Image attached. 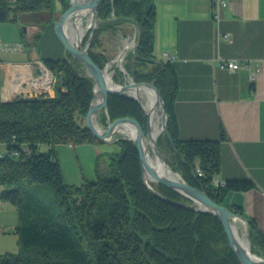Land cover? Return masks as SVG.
Masks as SVG:
<instances>
[{"label":"trees","instance_id":"1","mask_svg":"<svg viewBox=\"0 0 264 264\" xmlns=\"http://www.w3.org/2000/svg\"><path fill=\"white\" fill-rule=\"evenodd\" d=\"M57 2L63 12L69 8L68 0H0V22L36 13L51 15L46 19L53 24ZM98 16L103 21L132 19L141 28L140 43L128 54L125 69L136 83L153 84L165 102L173 142L162 134L158 145L161 152L171 153L172 169L245 219L243 207L227 205V198L254 189L255 183H214L222 170L224 130L218 141L180 139L175 113L180 81L174 64L155 56L153 0H102ZM124 24L105 23L95 30L89 54L101 69L110 62L101 50V35ZM71 58L42 62L57 78L54 97L45 93L3 102L0 68V186L5 188L0 198L18 209L15 232L20 245V253L0 255V264H241L218 216L169 203L145 185L140 154L131 140L112 143L120 151L110 159L109 176L97 175L96 181L82 185L67 183L56 146L103 143L85 123L95 96L94 80ZM125 77L117 68L114 81L121 83ZM107 109L105 121L133 118L147 133L148 117L140 102L111 95ZM41 146L48 150L39 151ZM152 187L164 198L193 205L163 185ZM248 231L252 252L264 257V235L250 220Z\"/></svg>","mask_w":264,"mask_h":264},{"label":"crops","instance_id":"2","mask_svg":"<svg viewBox=\"0 0 264 264\" xmlns=\"http://www.w3.org/2000/svg\"><path fill=\"white\" fill-rule=\"evenodd\" d=\"M228 1L217 18L214 0H153L157 8L155 51L160 54L156 58L164 59L165 52L175 56L172 63L180 81L175 104L180 139L218 141L224 130L222 170L216 180L255 183L254 189L232 193L227 201L243 207L247 229L250 220L264 235V0ZM57 4L60 13L61 3ZM40 17L47 28L28 27L26 33L45 30L44 56L52 59L56 49L63 50L55 33L57 20L52 18L50 24L45 14ZM12 40L2 42H19ZM34 56L31 59L27 49L0 53L3 102L19 99L26 76L41 72L42 61ZM225 61H236L241 69H223ZM257 62L262 73L252 83L247 65L253 69ZM52 88L55 95V85ZM114 149L112 143L55 148L70 185L96 181L98 160Z\"/></svg>","mask_w":264,"mask_h":264},{"label":"water","instance_id":"3","mask_svg":"<svg viewBox=\"0 0 264 264\" xmlns=\"http://www.w3.org/2000/svg\"><path fill=\"white\" fill-rule=\"evenodd\" d=\"M101 2L102 0H70L69 8L61 15V17L55 24V33L65 47L66 58L69 59V55H70L74 60L79 62L83 66V68L86 70L87 74L94 80L95 96L91 104L90 110L86 116L87 128L97 139H99L103 143H116L120 140H126V139L132 140L137 146V149L140 154L144 183L154 194H156L157 196L161 197L162 199H164L165 201L169 203H172L178 206H183L193 211L211 213V214L218 216L228 236L230 247L232 251L234 252V254L240 260L241 264H264V258L251 253L250 234L247 233V236H246L248 240L249 251H247L238 242L236 238L234 228L232 225V221L233 220H239L241 222L246 221L242 216L234 214L233 212L229 210L228 207L221 206L217 204L216 202H214L203 190H200L188 184L184 180L182 175H180L179 173L174 172L180 178L168 179L148 164L146 160V156H145L144 145H143L144 140L146 138V134L142 126L137 120L133 118H119L115 120L114 122H112L106 129H98V127L96 126L94 118L100 115L103 111H105L108 114L107 107L109 103V97L111 95L129 97L141 103L140 99L129 96L128 94H126V92L132 87L144 86L156 92L157 97H158V102L162 110V133L165 132V134L169 137L170 141L173 142L170 136L168 127H167L168 115L166 112L165 102L160 92L158 91V89L153 84H148V83L138 84L134 82L133 78H130L133 81L132 83L126 84V85H120L121 90H115L109 86L108 81H107L108 67H106L105 69H101L91 58L89 54V47L91 45V41H92L95 30L101 24L126 22V23L135 25L138 30V42L136 43V47L139 45L140 40H141V35H142L140 26L138 25L136 21L132 19L111 18L106 21L101 20L98 16V9H99ZM84 10H89V13L94 17V20H95L94 24L89 29L91 30V37L86 42L85 45H83V40H80L78 42L72 41L71 36L69 34L70 21L72 20L71 24L74 25L77 16L80 14L81 11H84ZM123 71H125V69ZM98 93H99V96H98ZM97 99H99L98 102H97ZM143 110L146 112L144 107H143ZM146 114L148 116L147 135L148 137H150L151 131H152L151 118L147 112ZM124 123L131 124L136 128L137 133H136L135 138L134 139L122 138V139L113 140L112 137L115 135V133H117L118 126ZM151 147L154 151V154L166 162L159 148L158 141H154ZM146 174H148L152 178V182H151L152 184L163 185L167 187L171 191L193 202V205L190 206V205H187L181 202H175L170 199L162 197L146 181V178H145Z\"/></svg>","mask_w":264,"mask_h":264},{"label":"rangeland","instance_id":"4","mask_svg":"<svg viewBox=\"0 0 264 264\" xmlns=\"http://www.w3.org/2000/svg\"><path fill=\"white\" fill-rule=\"evenodd\" d=\"M68 1H69V6H70V0H68ZM58 9H59L58 4H56L55 9L53 11V15H52V18L55 17V19L57 21L59 20L61 15L64 13L62 11V5L60 8V13H59ZM45 15H46V17L51 16L49 14H45ZM40 16H42V15H39L36 13L22 14L20 16V18L16 21L8 20L6 22H0V41L1 42L3 40L4 41H10V40H12V39L14 40V38H16V39H18L19 42H17V43L10 42L9 44L10 45H18L21 43L23 45L24 49L28 50V54L30 55L31 59H33L35 57L34 55H38L39 59L42 62L45 60L57 61L60 59H67L66 55H65V47L61 41L60 42L63 46V50L56 49L54 52L55 58L46 59V57L44 56L45 48L43 47V45H44L43 40H44L45 35H46L45 30L42 32H39L37 34H32V35H28L27 33H25L24 28H28V27L29 28L30 27H37L40 29L47 28L43 17H40ZM71 23H72V20L70 21V24ZM88 37L90 39L91 30H89L86 33V35L83 39V41H84L83 45L86 44L85 42H86ZM93 37H94V35H93ZM20 41H22V42H20ZM92 41H93V38H92ZM92 41H91V43H92ZM101 42H102L101 50L104 51L106 56L110 59V62L108 64L113 62V64H114L113 66L114 67L117 66V68L119 67L118 69L120 70L122 64H120L117 61H118V58L120 57V55L122 54V52L126 51L127 54L128 53H134L138 47V46L136 47V43L138 42L137 27L133 24L127 23V24L112 28L108 31L103 32V34L101 35ZM133 42H135V45ZM127 43L129 44L128 48H126ZM3 44H6V43L4 42ZM89 49H90V47H89ZM97 51H99V50L96 49L95 52H97ZM154 53H155V56L157 58H160V56H159L160 54L157 52V50ZM127 58L128 57L125 58V61L123 63L124 69H125V65L128 63ZM26 59H28V57H26ZM71 60L73 61L74 65L79 66L77 61L73 60L72 58H71ZM32 61H34V60H32ZM162 61H165V59H162ZM108 64H107V66H108ZM40 67H41L42 72L48 70L43 63L40 64ZM112 70L113 69H110V72H112ZM122 72H124L126 74V77L124 79H122L121 83L115 82L113 80L114 83L116 85H126V84L132 83L130 80V78H132V77L127 75L126 69H125V71H122ZM39 73L41 74L40 71H39ZM114 75H115V73H114ZM114 75H113V79H114ZM134 82H135V80H134ZM56 87H57V83L55 84V88ZM48 92H50L52 94V97L55 96L54 92H53V88L49 89ZM48 92H46V93H48ZM98 96H99V93H98ZM141 101L142 102L140 104L142 107L147 102V98L146 97L141 98ZM142 109H143V107H142ZM146 110H148L147 107H146ZM156 111H157L156 120L158 121L159 127L162 128V110H161L160 104H158ZM103 113H104V115H103ZM105 114L107 115V113L105 111H103L102 114L98 115V117H95L96 122L101 129H106L112 123L109 120H106V121L104 120V117H102V116H105ZM85 123H86V121H85ZM162 134H165V132H163ZM146 137L148 138L147 133H146ZM118 138L122 139V138H127V137H125L124 135L117 132L112 137V139L115 140ZM126 140H129V139H126ZM112 145H114L116 147V149H114L113 151H111L108 154H103L100 157L99 162L95 166L96 176L98 175L100 177H104V176L107 177L110 175L109 174L110 173V168H109L110 159L113 156V154L120 151V148L117 145H115V144H112ZM45 150H46V146H41L39 149V151H41V152H44ZM1 152H4L3 146H0V153ZM151 152L153 155H155L152 147H151ZM162 154H163L168 166L171 168V170L175 173H179L180 175H182L180 172L173 170L172 167L170 166L169 163H172L171 153L166 151L164 153L162 152ZM76 164H77V160H74L75 168H74V166H72L73 171L76 169ZM84 165H86V166L85 167L82 166V168H83L82 172H84V174H85L87 171V164H84ZM151 185H152V183H151ZM4 189H5L4 187L0 186V194ZM227 205H231L229 201H227ZM18 224H19V213H18L17 207L11 203H7V202L2 201L0 198V255H2V256L10 255V254L16 255V254L20 253L19 235L15 232V228L18 226ZM238 225H239V230H240L242 237H246L245 234L246 233L249 234V231L246 227L247 226L246 221H243V223H239ZM250 250H251L252 254L257 255L256 253L252 252L251 239H250ZM257 256L262 257L260 255H257ZM262 258H264V257H262Z\"/></svg>","mask_w":264,"mask_h":264},{"label":"bare ground","instance_id":"5","mask_svg":"<svg viewBox=\"0 0 264 264\" xmlns=\"http://www.w3.org/2000/svg\"><path fill=\"white\" fill-rule=\"evenodd\" d=\"M94 21H95L94 17L89 13V10L81 11L80 14L76 18L75 24L74 25L70 24V26H69L70 27L69 28L70 29L69 34L71 36L72 41L78 42L80 40H83L86 33L89 31V29L94 24ZM133 43L135 45V42H133ZM128 46H129V44L127 43L126 48H128ZM128 54L126 53V51H124V52H122V54L118 58L117 62L122 64L121 68H120L121 71L124 70L123 63H124L125 58L127 57ZM113 65L114 64L112 62V63L108 64V66H107L108 67V69H107V81H108V84L111 88H113L115 90H121L120 85H116L113 81L114 80L113 75L117 69V66L114 67ZM110 69H113L112 72H110ZM131 82H133V81L131 80ZM126 94H128L129 96L138 98V99H140V101H141V98H144V97L147 98V102L145 103V105L143 107L145 110H146V107L148 108V110H146V112L150 115V118H151V129H152V131H151V136L148 138L147 137L145 138L143 145H144L145 156H146V160H147L148 164L168 179L180 178L177 174H175L171 170V168L169 166H167L166 162L163 159L159 158L157 155H153L151 152L152 143L154 141H158V139H160V136L162 134V128L159 127L158 121L156 120V117H157L156 109H157L158 104H159L156 92L154 90L147 88V87L140 86V87L130 88L126 92ZM98 100L99 99H97V102H98ZM94 121H95V124L98 127V129H101L96 122V118H94ZM117 132L124 135L125 137L131 138V139H134L136 136V133H137L136 128L133 125L128 124V123H124V124L119 125L117 128ZM145 178H146V181L151 185L152 178L148 174L145 175ZM239 223H243V222H241L239 220H233L232 221V225L234 228L236 238H237L238 242L247 251H249V245H248L247 237H242L240 230H239V225H238ZM246 234H245V236H247Z\"/></svg>","mask_w":264,"mask_h":264},{"label":"built area","instance_id":"6","mask_svg":"<svg viewBox=\"0 0 264 264\" xmlns=\"http://www.w3.org/2000/svg\"><path fill=\"white\" fill-rule=\"evenodd\" d=\"M229 5L228 0H214V9L217 18L221 17L222 11L226 9ZM24 47L21 44L18 45H10L3 44L0 41V53L1 52H20L23 51ZM164 59L166 62H173L175 60V56L172 54L165 52ZM223 69H228L230 71H239L241 69L240 63L236 61H225L221 64ZM248 70L250 71V80L251 82H255L257 77L262 73V67L260 62H257L255 68H250L247 65ZM57 83V78L55 75L49 70L43 71L41 70V74H30L26 76L24 85L21 86V96L23 99H30L35 96L43 95L48 92L55 84ZM199 176H202L201 170L198 169ZM215 184H222L221 182L215 179Z\"/></svg>","mask_w":264,"mask_h":264}]
</instances>
